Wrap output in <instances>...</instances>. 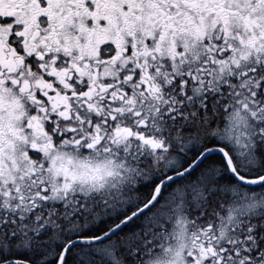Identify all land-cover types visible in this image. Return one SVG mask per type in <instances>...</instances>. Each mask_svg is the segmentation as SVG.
I'll return each mask as SVG.
<instances>
[{
	"label": "snow or ice",
	"instance_id": "6c2138e0",
	"mask_svg": "<svg viewBox=\"0 0 264 264\" xmlns=\"http://www.w3.org/2000/svg\"><path fill=\"white\" fill-rule=\"evenodd\" d=\"M0 264H264V0H0Z\"/></svg>",
	"mask_w": 264,
	"mask_h": 264
}]
</instances>
